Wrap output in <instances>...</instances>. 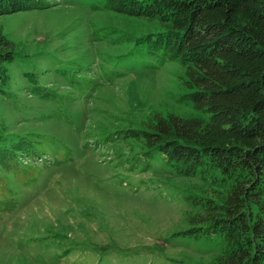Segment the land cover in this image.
<instances>
[{
	"label": "rangeland",
	"instance_id": "obj_1",
	"mask_svg": "<svg viewBox=\"0 0 264 264\" xmlns=\"http://www.w3.org/2000/svg\"><path fill=\"white\" fill-rule=\"evenodd\" d=\"M59 1L46 11L0 15L22 65L11 66V86L34 67L49 88L94 98L57 108L73 117L70 126L39 118L56 107L23 88L0 94L7 129L59 132L73 145L69 164L51 165L37 183L17 187L16 209L0 216V264H97L105 255L110 264H212L221 251H197L169 237L190 221L183 195L210 187L207 180L179 176L177 168L134 151L128 138L95 141L98 128L133 127L156 113L197 114L186 96L185 68L137 43L160 22L90 9L100 0ZM62 72L75 75L78 88H69Z\"/></svg>",
	"mask_w": 264,
	"mask_h": 264
},
{
	"label": "trees",
	"instance_id": "obj_2",
	"mask_svg": "<svg viewBox=\"0 0 264 264\" xmlns=\"http://www.w3.org/2000/svg\"><path fill=\"white\" fill-rule=\"evenodd\" d=\"M59 3L0 0V15L46 11ZM90 9L158 20L162 28L137 43L151 57L175 59L185 68L186 96L197 113H156L133 127L94 129L95 141L128 138L134 151L177 168L179 176L207 180L210 187L183 195L191 216L169 235L174 244L221 251L212 264H264V0H100ZM12 65L22 68L15 44L0 29V94L23 88L54 110L94 98L49 88L34 67L12 87ZM62 76L69 88H78L75 75ZM47 117L75 122L59 110L39 118ZM61 135L17 134L0 118V216L16 209L18 186L37 183L51 165L69 164L73 145ZM110 261L105 255L97 264Z\"/></svg>",
	"mask_w": 264,
	"mask_h": 264
}]
</instances>
